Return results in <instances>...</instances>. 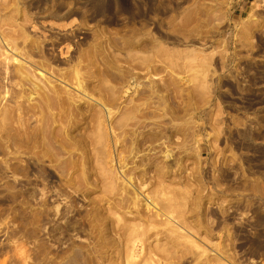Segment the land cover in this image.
Listing matches in <instances>:
<instances>
[{"label":"rangeland","instance_id":"rangeland-1","mask_svg":"<svg viewBox=\"0 0 264 264\" xmlns=\"http://www.w3.org/2000/svg\"><path fill=\"white\" fill-rule=\"evenodd\" d=\"M0 264H264V0H0Z\"/></svg>","mask_w":264,"mask_h":264}]
</instances>
